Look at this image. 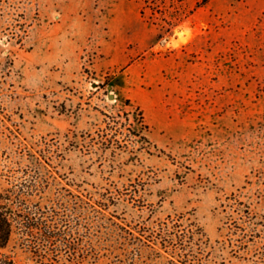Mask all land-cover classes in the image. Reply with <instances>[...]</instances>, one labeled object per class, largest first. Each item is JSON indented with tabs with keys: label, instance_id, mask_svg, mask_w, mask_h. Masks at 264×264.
<instances>
[{
	"label": "rangeland",
	"instance_id": "obj_1",
	"mask_svg": "<svg viewBox=\"0 0 264 264\" xmlns=\"http://www.w3.org/2000/svg\"><path fill=\"white\" fill-rule=\"evenodd\" d=\"M21 182L19 263L54 227L63 264H264V0H0Z\"/></svg>",
	"mask_w": 264,
	"mask_h": 264
},
{
	"label": "trees",
	"instance_id": "obj_2",
	"mask_svg": "<svg viewBox=\"0 0 264 264\" xmlns=\"http://www.w3.org/2000/svg\"><path fill=\"white\" fill-rule=\"evenodd\" d=\"M140 12L144 13L143 7ZM170 29L171 26L167 28L169 31ZM26 189V184L23 185L21 182L0 191V264H22L2 252V249L9 243L17 224L34 221L37 217L36 211L33 210L27 198L28 191ZM29 231L31 230L26 232L34 238L33 240L41 239L45 242L39 244L37 241H32L28 245L29 250L36 257V264H63L61 254L67 251V248L61 244L66 243L65 234L61 230L49 227L36 233Z\"/></svg>",
	"mask_w": 264,
	"mask_h": 264
}]
</instances>
